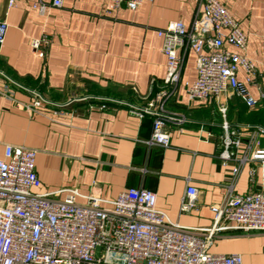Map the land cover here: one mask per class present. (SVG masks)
I'll return each instance as SVG.
<instances>
[{"label": "crops", "instance_id": "obj_1", "mask_svg": "<svg viewBox=\"0 0 264 264\" xmlns=\"http://www.w3.org/2000/svg\"><path fill=\"white\" fill-rule=\"evenodd\" d=\"M246 35V56L256 69L257 105L248 109L230 96L226 120L246 135L264 109V0H217ZM46 4L39 14L32 5ZM0 0V21L7 23L0 45V157L4 144L34 149L37 193L61 199L75 189L113 200L127 188L156 194V207L183 227L211 224L210 206L222 198L229 167L217 158L221 116L213 100L189 101L185 84L194 80L195 54L180 51V78L165 100L175 119L166 124L169 145L148 147L152 117L139 118L133 106L152 98L163 86L165 58L157 30L171 21L191 24L198 0L143 1L102 14L100 0ZM50 39L43 52L30 41ZM242 72L238 78L242 80ZM37 100L40 105H34ZM263 127V126H262ZM248 132V133H247ZM264 148V135L258 137ZM264 182V165H243L234 185L242 194ZM197 190L195 209L179 211L186 186ZM80 200V199H78ZM209 251L238 253L242 264H264V232L220 234Z\"/></svg>", "mask_w": 264, "mask_h": 264}, {"label": "built area", "instance_id": "obj_2", "mask_svg": "<svg viewBox=\"0 0 264 264\" xmlns=\"http://www.w3.org/2000/svg\"><path fill=\"white\" fill-rule=\"evenodd\" d=\"M102 14H113L124 5L135 10L143 1L100 0ZM15 0H7V8ZM51 6L60 7L61 0ZM32 7L39 14L46 4ZM7 23L0 21V45ZM165 58L162 88L143 103L133 106L139 118L152 117L148 147L166 148V124L175 119L165 108L180 78L183 54H195L193 81L185 84L189 101L213 100L221 116L220 151L222 166L229 167V179L219 202L209 208L211 224L204 228L179 226L156 207V194L142 188H127L113 200L82 195L67 189L61 199L37 193L40 181L35 172L34 149L4 144L0 157V264H242L238 253L217 254L211 243L223 233L264 232V182L254 190L234 192L238 174L248 162L264 165V148L258 137L264 127L249 131L230 127L226 120L227 100L239 99L248 109L257 105L250 88H256V69L246 56V35L224 4L217 0H198L191 24L171 21L157 30ZM50 39L42 35L30 41L33 51L43 52ZM242 72V80L238 73ZM37 100L34 105L39 106ZM197 190L186 186L179 211L195 209ZM80 199V200H78Z\"/></svg>", "mask_w": 264, "mask_h": 264}, {"label": "trees", "instance_id": "obj_3", "mask_svg": "<svg viewBox=\"0 0 264 264\" xmlns=\"http://www.w3.org/2000/svg\"><path fill=\"white\" fill-rule=\"evenodd\" d=\"M255 118L256 122L264 127V109L256 114Z\"/></svg>", "mask_w": 264, "mask_h": 264}]
</instances>
